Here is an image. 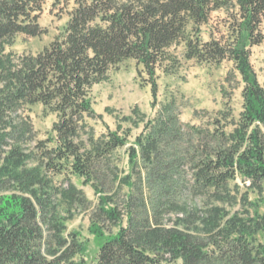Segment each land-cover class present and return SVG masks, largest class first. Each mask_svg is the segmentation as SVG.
Masks as SVG:
<instances>
[{
    "label": "trees",
    "instance_id": "trees-1",
    "mask_svg": "<svg viewBox=\"0 0 264 264\" xmlns=\"http://www.w3.org/2000/svg\"><path fill=\"white\" fill-rule=\"evenodd\" d=\"M44 1L0 0L3 46L19 34L45 33L37 13ZM74 2L53 41L17 64H0V264H87L80 234L66 223L74 207L85 210L89 202L72 176L99 198L90 231L104 242L93 264H264V214L226 209L237 202L238 177L263 192L264 84L251 48L264 41V0ZM215 11L227 14L226 31H210L205 40L202 28ZM182 44L188 60L233 62L244 84L238 120L226 102L221 118L185 123L174 99L159 100L158 71L178 72L172 48ZM128 59L146 73L141 85H150L155 111L131 144L130 129L120 133L118 125L96 137L87 122L103 119L93 86ZM35 104L56 121L37 151H27L35 136L21 111ZM240 200L248 204L247 195ZM105 223L118 231L106 235Z\"/></svg>",
    "mask_w": 264,
    "mask_h": 264
},
{
    "label": "rangeland",
    "instance_id": "rangeland-1",
    "mask_svg": "<svg viewBox=\"0 0 264 264\" xmlns=\"http://www.w3.org/2000/svg\"><path fill=\"white\" fill-rule=\"evenodd\" d=\"M75 7L74 0H45L41 4L38 13L39 24L45 33L40 36L31 37L25 34H19L10 43L3 46L0 43V64L5 61L6 67L18 63L20 56L24 54H36L47 46L59 35L68 19L69 14ZM227 19L225 11H215L212 14L210 25L202 28V35L205 40H209V32L220 29L225 32L224 22ZM264 32V22L262 24ZM216 33V32H215ZM217 36L220 34L217 32ZM251 60L256 70L259 81L264 84V41L251 48ZM181 59V67L176 74H165L158 71L159 100L169 101L174 99L180 108V118L185 123L203 125L207 118H221L218 113L228 102L233 111V118L238 120L243 110L242 91L244 84L241 76L234 69L232 61L224 60L219 66L211 64H200L195 60H188L184 57L183 44L173 47ZM10 62V63H9ZM138 66L135 59H128L117 67H112L108 72V79L95 84L92 88L93 106L98 114L103 115V119H87L88 125L94 130L96 137L108 131L117 129L118 125L124 129H130L128 137L129 143H134L136 137L141 133L145 125V119L154 117L155 111L152 108V95L150 85H141L143 79L147 78L146 73L142 76L138 73ZM42 104L27 105L21 111L28 116L33 126L35 140L26 145L27 151H37L35 144L38 141L46 140L52 132V125L56 121L54 113H46ZM133 109H137L134 112ZM206 112L209 115H206ZM125 117H131V120H124ZM233 126L226 127V131L231 132ZM122 158V165L127 169V154L124 149L118 151ZM124 168V169H125ZM75 184L84 191L88 204L84 209L74 207L72 216L66 223L69 231L78 232L80 238L86 246L84 258L87 264H93L103 239H96L90 231L91 215L98 205V194L95 193L91 184L84 185L83 180L72 176ZM60 178L56 179V184L60 185ZM238 186L237 188L234 185ZM232 184V193L237 196V202L234 205H227L228 211L244 213L249 210L252 215L264 214V185L263 192H259L249 187V182L238 177ZM234 187V188H233ZM124 188L122 193H127ZM247 195L248 204H244L241 199ZM60 211L62 215L68 216L65 205L61 204ZM127 220L124 218L123 225L126 226ZM118 227L110 223H105L106 235L115 234ZM162 264H182L179 259L174 262H163Z\"/></svg>",
    "mask_w": 264,
    "mask_h": 264
}]
</instances>
